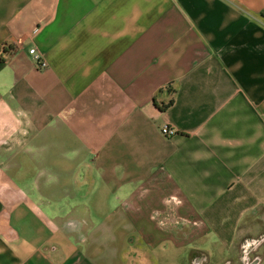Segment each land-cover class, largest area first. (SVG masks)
<instances>
[{"label":"crops","instance_id":"crops-1","mask_svg":"<svg viewBox=\"0 0 264 264\" xmlns=\"http://www.w3.org/2000/svg\"><path fill=\"white\" fill-rule=\"evenodd\" d=\"M2 45L0 264L258 248L264 0H0Z\"/></svg>","mask_w":264,"mask_h":264},{"label":"rangeland","instance_id":"rangeland-1","mask_svg":"<svg viewBox=\"0 0 264 264\" xmlns=\"http://www.w3.org/2000/svg\"><path fill=\"white\" fill-rule=\"evenodd\" d=\"M242 248L236 250H185L183 261L177 264H242ZM253 254H259L264 264V247L261 250L253 251ZM168 264H171L168 262Z\"/></svg>","mask_w":264,"mask_h":264},{"label":"built area","instance_id":"built-area-1","mask_svg":"<svg viewBox=\"0 0 264 264\" xmlns=\"http://www.w3.org/2000/svg\"><path fill=\"white\" fill-rule=\"evenodd\" d=\"M3 51H4V46L2 45L0 47V54H3ZM29 54L34 61L36 68L41 69V68H46L48 66V62L38 52L37 48H35V47L30 48ZM161 132L165 136H173L177 133V130L173 127L168 126V125H164L161 127Z\"/></svg>","mask_w":264,"mask_h":264},{"label":"flooded vegetation","instance_id":"flooded-vegetation-1","mask_svg":"<svg viewBox=\"0 0 264 264\" xmlns=\"http://www.w3.org/2000/svg\"><path fill=\"white\" fill-rule=\"evenodd\" d=\"M259 243V246L256 250H248V249H243L242 250V258H241V262L242 264H257L258 262L260 263L263 259L259 254H253V251H257L259 250L261 245H264V240H256ZM249 242H252V240H250ZM226 264H231L230 261H228Z\"/></svg>","mask_w":264,"mask_h":264},{"label":"trees","instance_id":"trees-1","mask_svg":"<svg viewBox=\"0 0 264 264\" xmlns=\"http://www.w3.org/2000/svg\"><path fill=\"white\" fill-rule=\"evenodd\" d=\"M172 103H173V102H172V101H170L169 103H167V104H162V105H159L158 107H159V109H160V110H162V111H163L165 108H167V106H168V105H170V104H172Z\"/></svg>","mask_w":264,"mask_h":264}]
</instances>
